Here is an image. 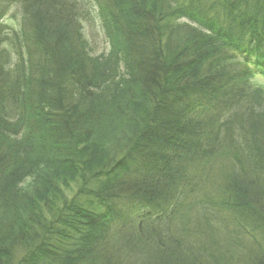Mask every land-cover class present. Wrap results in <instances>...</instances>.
<instances>
[{"label": "trees", "instance_id": "obj_1", "mask_svg": "<svg viewBox=\"0 0 264 264\" xmlns=\"http://www.w3.org/2000/svg\"><path fill=\"white\" fill-rule=\"evenodd\" d=\"M95 2L97 56L72 0H0V264H113L110 237L147 264H264V0ZM217 159L229 227L194 236L183 197Z\"/></svg>", "mask_w": 264, "mask_h": 264}, {"label": "rangeland", "instance_id": "obj_2", "mask_svg": "<svg viewBox=\"0 0 264 264\" xmlns=\"http://www.w3.org/2000/svg\"><path fill=\"white\" fill-rule=\"evenodd\" d=\"M74 7L78 11L80 19V28L83 37L88 42V52L93 55L106 54L109 50V42L105 35V30L102 22V14L99 10L98 4L95 0H72ZM20 8L17 5H12L8 11L5 21L13 28H17V24L20 19ZM9 48V45H6ZM10 63L15 61V55L12 50L8 51ZM12 64H9V66ZM253 82L257 85L264 87V76L256 74L253 78ZM110 132L107 138L113 139L115 133ZM118 135V134H116ZM232 164L229 165V161L214 160L206 162L199 166V168L193 172L189 180V192L184 195L183 212L185 214L184 220H187V228L192 235L200 234L206 230L208 226L217 225L223 230L229 227L224 226V223H228L229 213L220 204L219 187H223L232 179ZM206 218V220H204ZM124 231H129L130 227L127 224ZM111 234V232H109ZM124 241L129 238L130 233H121ZM129 241L131 242L130 238ZM184 243V242H183ZM187 245V243H184ZM130 246V247H128ZM128 248H122L117 243L116 238L110 237L106 247L107 255L110 257V261L116 264H147L145 261L152 255V249L149 246L137 245L133 246L132 242L128 244ZM17 248V247H15ZM14 248V249H15ZM188 252L191 250L190 245L187 246ZM13 249V250H14ZM12 250V251H13ZM165 250V249H164ZM167 250H170L168 248ZM11 251V250H10ZM173 250L169 252V255L173 254ZM20 249L13 251L14 257L13 263L20 257ZM165 254V253H164ZM187 254V253H186ZM185 258V257H184ZM184 262L185 260L182 259Z\"/></svg>", "mask_w": 264, "mask_h": 264}]
</instances>
